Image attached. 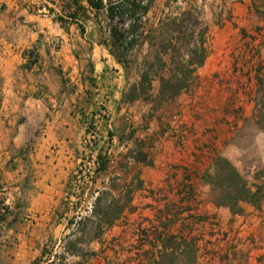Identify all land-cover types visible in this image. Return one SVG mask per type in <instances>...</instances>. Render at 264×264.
<instances>
[{
  "label": "rangeland",
  "instance_id": "rangeland-1",
  "mask_svg": "<svg viewBox=\"0 0 264 264\" xmlns=\"http://www.w3.org/2000/svg\"><path fill=\"white\" fill-rule=\"evenodd\" d=\"M234 1L143 2L149 5L147 23L137 31L140 38L133 63L126 70L122 67L126 82L121 103L128 117L118 132L109 133L114 142L107 137L100 147L94 141L89 146V151H97L99 165H105L104 171L97 169L93 178H86L103 187L94 197L102 198V212H94L95 201L91 202L92 209L73 223V236L65 242L64 252L79 254L86 261L147 264L144 258H136L137 248H150L139 246L138 235L143 230H161L158 212L168 203L192 202L191 207L185 206L187 210L196 209L198 216L208 218L200 242L205 253L201 264H264V87L257 82V70L264 78V37H257L255 25L231 17ZM164 19H176L180 35L170 32L167 21L159 28ZM170 38H176L179 49L173 54V73L168 68L159 70L154 59L162 55ZM198 45L208 57L194 72L190 88L163 104L145 102L141 89L147 84L141 77L158 72L160 78H168L188 60V50ZM163 62L169 64V57L163 56ZM161 87V79L151 80L150 98L157 97ZM129 88L141 99L124 102ZM223 161L252 192L260 189V202L235 203L219 194L217 175ZM82 170L86 176L87 167ZM138 179L144 190L128 194ZM128 200L133 212L126 210L114 221L115 205ZM87 208L88 204L83 210ZM108 220H113L112 227ZM197 236L196 231L189 238ZM175 258L172 264H194L183 253Z\"/></svg>",
  "mask_w": 264,
  "mask_h": 264
},
{
  "label": "crops",
  "instance_id": "crops-1",
  "mask_svg": "<svg viewBox=\"0 0 264 264\" xmlns=\"http://www.w3.org/2000/svg\"><path fill=\"white\" fill-rule=\"evenodd\" d=\"M94 12L87 0H0V264H107L63 248L103 190L81 172L98 159L86 124L100 147L128 117L123 68ZM230 15L264 37V0H235Z\"/></svg>",
  "mask_w": 264,
  "mask_h": 264
},
{
  "label": "trees",
  "instance_id": "trees-1",
  "mask_svg": "<svg viewBox=\"0 0 264 264\" xmlns=\"http://www.w3.org/2000/svg\"><path fill=\"white\" fill-rule=\"evenodd\" d=\"M145 1L147 4L152 2V0H87V4L95 11V19H101V21L105 22V28L103 29L108 35L110 51L125 70L133 63V50L134 47L138 45L137 42L140 38L137 31L147 23L145 16L149 10V5H143ZM100 11H104V16H99ZM70 17L72 20L75 19L74 14ZM164 21H167V23H165L166 26L172 29V31H170L172 34L180 35L181 27L177 24L176 19L162 20V22H159V28L164 24ZM150 30V32H153L152 28H150ZM175 40L170 38L167 41V47L162 52V55L154 58L158 63L156 65L159 66V70L168 68V73H173V71L171 72L175 59L173 54L175 53L177 55L179 52L177 48L178 44ZM188 51L189 58L187 61L181 62L180 68L176 70V72H179L178 74H176V72L170 74L166 79L160 78L158 72L152 74L150 77H147L145 73L141 77L142 82L144 84L146 82L147 84L145 89H141V95L144 97L143 100L145 102L158 101L159 104H163L190 88L194 72L196 69L203 66L208 57V52L201 45L195 46L192 49L190 48ZM163 56L169 57V64L163 62ZM157 77L161 79L162 87L157 97L152 99L150 98L151 94H149L151 80H155ZM257 82L264 87V78H262L260 70H257ZM124 96L125 98L123 97V101L128 104H132L138 99H141L136 95L133 88H129ZM223 163V167L218 170L217 175L219 178V186H217L216 189L219 191V194L221 193L224 194L225 197L232 198L235 203L256 205L260 202L262 197L260 189L257 188L255 192H252L231 164L227 161H223ZM104 170L105 165L100 163L98 171ZM137 181V187L130 190L128 194H135L138 191L144 190L142 182L139 179ZM191 196L194 197L193 194H191ZM101 202L102 198L100 196L97 197L94 203V212L100 210L102 212ZM131 202V200H128L125 204L115 205L116 214L114 221L121 219L126 210L133 212ZM191 203L189 205L180 204L181 206L168 203L164 211H159L158 213L161 218L159 220V227L161 230L154 229V232L143 230V232L138 235L141 237L139 246L143 247L144 245H149L150 248L147 250H144V248H137V252L139 253L136 254V258H144L149 261L147 264H172V260L176 259L175 257H177V255L183 253L190 261L194 262V264H201L205 253L200 242L204 239L203 230L205 226H207L208 218L205 216H198L196 209L187 210L185 206L191 207ZM215 205L220 207L225 204L215 203ZM106 224L108 227H112L114 222L113 220H108ZM196 231L198 232V236L196 238H189L190 235Z\"/></svg>",
  "mask_w": 264,
  "mask_h": 264
},
{
  "label": "built area",
  "instance_id": "built-area-1",
  "mask_svg": "<svg viewBox=\"0 0 264 264\" xmlns=\"http://www.w3.org/2000/svg\"><path fill=\"white\" fill-rule=\"evenodd\" d=\"M87 127V133L85 134V138L83 139V146L89 150V146L90 143L95 139V132L92 130H89V124L87 122L86 124ZM98 159L97 157L93 158L91 157V153L90 156L88 157V160H86L84 162V167H87V171H86V175L89 176L90 178H92V176L94 175V173L96 172L97 168H98ZM84 170L81 169V172H83ZM92 209V203L88 204V208L86 210H81L80 214L77 216L76 220L80 221L82 219V217H84L87 213L88 210ZM75 220V221H76ZM76 224V223H74Z\"/></svg>",
  "mask_w": 264,
  "mask_h": 264
}]
</instances>
